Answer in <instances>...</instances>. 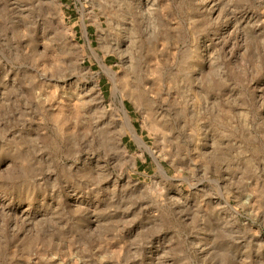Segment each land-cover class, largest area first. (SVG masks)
Segmentation results:
<instances>
[{"label": "rangeland", "instance_id": "obj_1", "mask_svg": "<svg viewBox=\"0 0 264 264\" xmlns=\"http://www.w3.org/2000/svg\"><path fill=\"white\" fill-rule=\"evenodd\" d=\"M0 264H264V0H0Z\"/></svg>", "mask_w": 264, "mask_h": 264}, {"label": "bare ground", "instance_id": "obj_2", "mask_svg": "<svg viewBox=\"0 0 264 264\" xmlns=\"http://www.w3.org/2000/svg\"><path fill=\"white\" fill-rule=\"evenodd\" d=\"M135 133V132H134ZM138 138V137H137ZM140 140V139H139Z\"/></svg>", "mask_w": 264, "mask_h": 264}]
</instances>
